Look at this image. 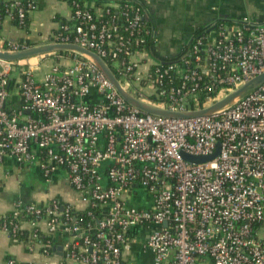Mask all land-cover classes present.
Listing matches in <instances>:
<instances>
[{
  "label": "built area",
  "instance_id": "1",
  "mask_svg": "<svg viewBox=\"0 0 264 264\" xmlns=\"http://www.w3.org/2000/svg\"><path fill=\"white\" fill-rule=\"evenodd\" d=\"M69 7L51 41L33 46L97 54L124 90L154 108L207 109L264 73V24L219 23L162 61L141 3ZM35 9L33 0H0V33L5 21L21 29ZM33 46L0 34V50ZM65 54L71 64L54 63L56 54L0 60V163L36 164L47 181L62 171L81 207L55 198L16 204L15 219L29 220L1 229L13 239L28 230L29 249L51 258L61 246L63 260L79 264H264V83L210 116L167 118L128 104L91 62ZM217 149L202 163L183 157Z\"/></svg>",
  "mask_w": 264,
  "mask_h": 264
},
{
  "label": "crops",
  "instance_id": "2",
  "mask_svg": "<svg viewBox=\"0 0 264 264\" xmlns=\"http://www.w3.org/2000/svg\"><path fill=\"white\" fill-rule=\"evenodd\" d=\"M35 11L30 15L32 39L46 40L57 28L56 16L68 20L71 9L66 1L33 0ZM126 1V0H107ZM148 9V19L157 30L154 57L157 60L179 57L184 47L193 37L211 32L219 23L234 24L248 19L264 24V0H131ZM92 5L95 0H87ZM1 36L21 38L26 33L5 21ZM19 100L15 91L10 102ZM59 199L64 203L80 205L79 195L74 192L60 171L47 181L39 167L20 166L8 157L0 163V217L11 212L16 204L22 207L32 203H44L49 199ZM63 250L47 258L40 250H31L27 245L9 237L0 228V264L13 260L15 264H79L63 260Z\"/></svg>",
  "mask_w": 264,
  "mask_h": 264
},
{
  "label": "water",
  "instance_id": "3",
  "mask_svg": "<svg viewBox=\"0 0 264 264\" xmlns=\"http://www.w3.org/2000/svg\"><path fill=\"white\" fill-rule=\"evenodd\" d=\"M59 53H72L77 54L91 62L98 70H100L104 76L114 85V87L118 90L119 94L126 100V102L146 114L162 116L167 118H197V117H206L210 116L214 113H217L227 107H230L238 100H240L243 96L248 93L254 91L258 87H260L264 83V73L245 83L241 87L234 90L232 93L227 95L221 101L217 102L213 106L195 112H186V113H177L168 110L154 108L152 106L146 105L139 100L135 99L131 96L126 90L123 89L118 79L113 74L112 70L108 66V64L97 54L79 46L76 44H63V43H48L38 46L30 47L26 50L17 51V52H7L0 50V60L12 62V61H20L26 60L42 55H53ZM219 150L209 156V157H193L183 153V157L190 162L202 163L208 160H211L215 156L218 155ZM56 250H63L61 246L57 247Z\"/></svg>",
  "mask_w": 264,
  "mask_h": 264
},
{
  "label": "trees",
  "instance_id": "4",
  "mask_svg": "<svg viewBox=\"0 0 264 264\" xmlns=\"http://www.w3.org/2000/svg\"><path fill=\"white\" fill-rule=\"evenodd\" d=\"M61 1H66L68 4H71L73 1H80L82 3L86 2L87 0H61ZM95 4H101V3H106V2H110V1H107V0H95ZM55 20L57 21V24L59 22H65L66 20L65 19H62L61 17L59 16H56L55 17ZM11 25H13L14 27L17 28V26L19 25V22L18 21H11L10 22ZM59 25V24H58ZM58 27V26H57ZM57 29V28H56ZM56 29H54L53 31L50 32V34L48 35V38L46 40H37V39H32L30 38L29 35L32 34V29H31V19H30V15H27L25 20H24V23L22 24V28L21 30L24 31L26 33V36L25 37H21V38H12V40H18L20 42H24L26 41L28 43L29 46H33L35 44H38V43H47V42H50L51 41V38H52V34L56 31ZM1 34V33H0ZM154 55V54H153ZM73 58L72 55L70 54H65V53H59V54H56V55H53L51 57V59L53 60L54 63H59L62 59H64L63 63L64 65H67L65 62H68V63H71V59ZM178 59V57L176 58H171V59H166L167 61L169 60H176ZM74 217H77V218H82L84 223L88 220L87 219V215L86 213L84 212H78V213H75L73 212L72 214ZM29 216H26L24 213L21 214L19 217H17L15 219L12 211L1 216L0 217V228L2 227V224L6 221V220H12L14 222H19V220L21 221H25V220H29ZM14 240L20 242V243H23L24 245H28L30 243V233L28 230L22 232V233H19L18 235H16V237H14ZM51 253L52 254H55L56 253V250H55V247H52L51 249Z\"/></svg>",
  "mask_w": 264,
  "mask_h": 264
},
{
  "label": "rangeland",
  "instance_id": "5",
  "mask_svg": "<svg viewBox=\"0 0 264 264\" xmlns=\"http://www.w3.org/2000/svg\"><path fill=\"white\" fill-rule=\"evenodd\" d=\"M34 63H35V61H34ZM66 64H71V63H68V62H65ZM45 67V65H43V68ZM41 69H42V67H41Z\"/></svg>",
  "mask_w": 264,
  "mask_h": 264
}]
</instances>
